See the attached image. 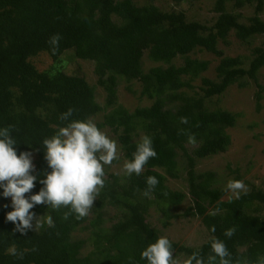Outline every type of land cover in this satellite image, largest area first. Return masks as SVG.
I'll use <instances>...</instances> for the list:
<instances>
[{"label":"trees","instance_id":"1","mask_svg":"<svg viewBox=\"0 0 264 264\" xmlns=\"http://www.w3.org/2000/svg\"><path fill=\"white\" fill-rule=\"evenodd\" d=\"M169 1L179 4L198 0ZM155 2L0 0V128L13 126L18 155L32 153L33 174L38 179L26 197L39 192L43 187L39 183L41 173L51 171L41 143L66 126L68 121H61L59 116L69 108L74 110L71 120L100 116L97 127L108 128L115 135L127 161L132 160L144 135L151 138L157 153L139 176L105 177L104 188L83 219L74 214L65 219L66 208L34 206L30 211L36 217H50L53 223L49 226L44 220L39 230L26 234L14 232L15 225L6 220L13 210L11 198L3 197L0 188V264H147L140 254L160 237L146 221L148 208L153 205L169 218L167 208L180 205L187 197L191 205L185 215L200 219L207 240L196 248L170 240L174 259L183 254L186 260L198 251L206 260L211 252L209 242L214 238L226 244L233 262L247 259L249 264H257L264 257V218L255 215L264 208V192L252 186L239 199L229 197L224 201L225 191L212 187L214 174L195 171L198 159L226 151L230 145L226 130L236 122L235 114L210 110L207 101L221 96L233 84L247 86L250 79L256 86L254 97L260 109L264 80L259 83L258 74L264 69V43L252 48L247 68L241 56L223 57L217 44L227 43L230 34L245 45H251L255 36H264V21L259 18L264 0L235 1L236 7L254 4L255 13L245 23L240 15L226 11V0H216L213 11L217 17L211 26L187 20L182 11H163ZM56 34L61 39L58 51L52 54L48 40ZM68 50H73L78 60L93 63L96 85L105 93L103 105L84 78L45 71L31 62L40 54L57 61ZM195 51L219 58L214 79L202 76L208 61L189 57ZM144 55L157 65L144 70ZM177 58L183 59L179 66L172 64ZM198 77L200 94L191 84ZM121 79L129 84L137 82L139 98L151 101L150 105L130 112L118 104ZM127 90L136 93L131 85ZM181 117H187L188 123H180ZM189 135L195 136V145L188 142ZM187 146L193 149L189 151ZM181 162L186 164V194L166 185L168 178L179 177ZM149 176L159 183L147 197L143 193ZM106 207L117 211L115 222L112 220L108 227L104 226ZM232 227L235 234L225 237V231ZM78 230L89 231L88 237H74ZM87 243L90 250L83 252ZM13 245L25 251L23 260L8 254L7 249ZM34 247L36 251H32Z\"/></svg>","mask_w":264,"mask_h":264},{"label":"rangeland","instance_id":"2","mask_svg":"<svg viewBox=\"0 0 264 264\" xmlns=\"http://www.w3.org/2000/svg\"><path fill=\"white\" fill-rule=\"evenodd\" d=\"M236 0H226V11L240 15V20L245 23L249 21L254 13V4H243L241 7H236ZM216 0H198L193 2H182L174 4L169 0H156L155 4L163 11L175 10L185 13L187 20L196 21L205 26H211L217 17L213 11ZM259 18L264 21V8L259 14ZM251 45L240 43L233 34H230L227 43L219 42L217 47L222 51L223 57H236L241 56L244 59V67H248L249 60L251 59V50L255 46H261L264 43V36L259 35L251 39ZM190 58H197L199 60L208 61L209 66L202 76L210 79L215 78V67L219 62V58L208 52L195 51L189 55ZM46 54H40L31 58L34 66L42 70L62 72L67 76L82 77L86 80L87 84L93 87L95 91V98L101 105L104 104L105 93L96 85L97 78L93 73V63L84 60H78L73 50L64 52L55 62ZM183 63V59L177 58L172 64L179 66ZM157 64L150 62L146 55L142 58V66L144 70L149 69ZM201 76V77H202ZM264 69H261L258 74V82L263 83ZM194 91L199 93L198 86L200 85V77L191 82ZM131 85L132 89L136 91L135 94L130 93L127 88ZM139 84L134 82L129 84L124 80H119L117 86V103L132 112L137 107L148 106L151 101L145 98H139ZM254 82L248 79V85L239 88L237 84L229 86L226 91L218 97H213L207 101V107L210 110L222 109L236 115V122L234 127L227 128L226 132L230 136V145L224 152L212 155L205 159H198L195 163L196 173L212 172L214 180L212 187L220 188L225 191V187L230 180L243 181L247 186V191L251 187L264 192V93L260 101V109L256 108V101L254 94L256 92ZM200 94V93H199ZM101 120L98 116L93 118L92 121L96 124ZM110 139L114 140L117 144L119 159L114 160L111 166H105V177L108 175L117 176L122 178L123 165L127 161L123 157L119 144L115 135L108 129H100ZM191 151L193 146H187ZM34 162V160H33ZM185 162L180 163L182 170L177 179H167L166 185L173 191L183 193L188 192ZM235 198V196L225 191V195L221 200L228 198ZM191 205L188 197L178 206L168 207L166 212L170 215L169 218L155 206H150L146 214V221L155 230L159 231V235L166 236L169 240L186 247H198L205 240H207L206 229L202 226L198 217L186 216V208ZM105 224L108 227L117 215V211L111 207H106L103 210ZM255 215L264 218V208H260ZM42 224L44 220H48L46 216L39 217ZM113 220V221H112ZM35 220L33 227H35ZM36 230H39L36 229ZM89 231L78 230L73 233V236L87 238ZM90 244L84 246L83 252L90 250ZM176 259L182 262L185 259L183 254H180Z\"/></svg>","mask_w":264,"mask_h":264},{"label":"clouds","instance_id":"3","mask_svg":"<svg viewBox=\"0 0 264 264\" xmlns=\"http://www.w3.org/2000/svg\"><path fill=\"white\" fill-rule=\"evenodd\" d=\"M59 34L48 40L52 54L59 48ZM73 109L69 108L59 116L61 121H68L66 126L59 127L54 135L43 139L41 145L44 150V159L51 171L41 173L43 178L39 183L43 187L38 193L26 197L35 187L38 179L34 175L35 165L31 152L17 154V141L13 136V126L0 128V188L2 195L11 198L12 211L6 215V220L15 225L14 232L26 234L28 230L42 227L39 217L30 211L39 204L47 205L53 210L68 209L64 218L74 214L77 219L87 217L93 209L101 190L105 186V166H111L114 160L119 159L117 144L110 139L90 119L71 120ZM180 123L187 124V117H181ZM184 130L182 129L181 132ZM188 142L195 145L194 135H189ZM157 156L149 136L141 137L137 144L133 158L123 165V174L131 177L143 173L145 165L150 159ZM159 181L154 176L146 179L144 195L151 196ZM226 192L232 193L239 199L240 195L247 194V186L243 181L230 180ZM218 211V210H217ZM215 215V213H212ZM35 220V227H33ZM49 217L47 224L52 226ZM236 228L225 231L224 235L231 238ZM215 232V226L211 227ZM211 252L206 260L200 253L193 252L183 264H249L247 259H237L233 262L232 254L226 244L220 239L210 240ZM32 251H36L35 247ZM9 255L23 260L25 251H20L15 245L7 249ZM147 264H181L174 259L172 242L166 237L157 238L149 244L140 254ZM257 264H264V257L258 259Z\"/></svg>","mask_w":264,"mask_h":264}]
</instances>
